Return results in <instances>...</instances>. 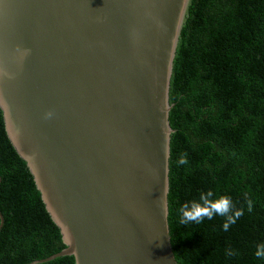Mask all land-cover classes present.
I'll list each match as a JSON object with an SVG mask.
<instances>
[{
  "label": "water",
  "instance_id": "water-1",
  "mask_svg": "<svg viewBox=\"0 0 264 264\" xmlns=\"http://www.w3.org/2000/svg\"><path fill=\"white\" fill-rule=\"evenodd\" d=\"M192 3L0 0L5 129L66 245L30 264H178L169 96Z\"/></svg>",
  "mask_w": 264,
  "mask_h": 264
},
{
  "label": "trees",
  "instance_id": "trees-1",
  "mask_svg": "<svg viewBox=\"0 0 264 264\" xmlns=\"http://www.w3.org/2000/svg\"><path fill=\"white\" fill-rule=\"evenodd\" d=\"M169 98L168 219L178 264H264L254 255L264 243V0H193ZM182 154L186 165L177 164ZM0 179V264H30L65 250L1 109ZM208 190L244 209L227 232L220 216L179 223L178 209ZM41 264L76 261L65 256Z\"/></svg>",
  "mask_w": 264,
  "mask_h": 264
},
{
  "label": "clouds",
  "instance_id": "clouds-1",
  "mask_svg": "<svg viewBox=\"0 0 264 264\" xmlns=\"http://www.w3.org/2000/svg\"><path fill=\"white\" fill-rule=\"evenodd\" d=\"M51 116V113L48 114ZM167 153V149H166ZM189 161L186 154H182L178 159V165H186ZM247 211H253V201L246 199ZM166 214V207L164 208ZM180 213V224L188 223H203L205 219L213 220L215 217L220 216L224 218L222 225L223 231H229L232 225H235L238 219L244 215V209H237L230 196L220 195L217 196L212 190L203 192L199 196V200H193L190 203H184L179 209ZM228 255L234 256L236 252L229 249ZM254 255L257 259L264 260V243L258 244Z\"/></svg>",
  "mask_w": 264,
  "mask_h": 264
}]
</instances>
